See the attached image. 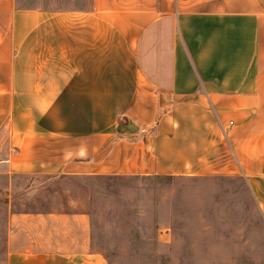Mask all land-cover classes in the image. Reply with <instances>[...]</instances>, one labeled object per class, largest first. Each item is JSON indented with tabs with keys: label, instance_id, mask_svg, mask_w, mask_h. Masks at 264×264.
<instances>
[{
	"label": "crops",
	"instance_id": "crops-1",
	"mask_svg": "<svg viewBox=\"0 0 264 264\" xmlns=\"http://www.w3.org/2000/svg\"><path fill=\"white\" fill-rule=\"evenodd\" d=\"M243 177L264 215V0H0L3 264H91L45 177Z\"/></svg>",
	"mask_w": 264,
	"mask_h": 264
},
{
	"label": "rangeland",
	"instance_id": "rangeland-1",
	"mask_svg": "<svg viewBox=\"0 0 264 264\" xmlns=\"http://www.w3.org/2000/svg\"><path fill=\"white\" fill-rule=\"evenodd\" d=\"M19 7L84 8L89 0H16ZM24 209L84 212L91 264H264V215L243 177H45ZM6 207L0 202V264Z\"/></svg>",
	"mask_w": 264,
	"mask_h": 264
},
{
	"label": "trees",
	"instance_id": "trees-1",
	"mask_svg": "<svg viewBox=\"0 0 264 264\" xmlns=\"http://www.w3.org/2000/svg\"><path fill=\"white\" fill-rule=\"evenodd\" d=\"M0 201H1V202H4L5 200H4L3 198L0 197Z\"/></svg>",
	"mask_w": 264,
	"mask_h": 264
}]
</instances>
